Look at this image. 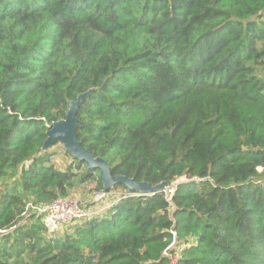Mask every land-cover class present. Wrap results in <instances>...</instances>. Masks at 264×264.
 Instances as JSON below:
<instances>
[{"label": "trees", "instance_id": "16d2710c", "mask_svg": "<svg viewBox=\"0 0 264 264\" xmlns=\"http://www.w3.org/2000/svg\"><path fill=\"white\" fill-rule=\"evenodd\" d=\"M89 90L77 141L111 176L169 190L103 192L98 169L42 150ZM89 185L107 208L47 235L37 211ZM167 250L264 264V0H0V264H170Z\"/></svg>", "mask_w": 264, "mask_h": 264}, {"label": "water", "instance_id": "95a60500", "mask_svg": "<svg viewBox=\"0 0 264 264\" xmlns=\"http://www.w3.org/2000/svg\"><path fill=\"white\" fill-rule=\"evenodd\" d=\"M91 94V90L80 94L75 101L69 102L65 117L48 127L47 138L44 141L42 150H47L56 144H61L73 157L84 161L91 169L99 170V180L102 183L103 192L112 188L115 184H123L129 192L154 193L158 190H169L171 183H161L150 186L146 183H136L132 179L122 175L111 176L109 165L101 158H94L76 139L77 118L76 114L82 102ZM167 188V189H166Z\"/></svg>", "mask_w": 264, "mask_h": 264}, {"label": "built area", "instance_id": "2783aa9c", "mask_svg": "<svg viewBox=\"0 0 264 264\" xmlns=\"http://www.w3.org/2000/svg\"><path fill=\"white\" fill-rule=\"evenodd\" d=\"M104 196V194H100L97 198L100 199ZM105 207L107 208V205ZM105 207L94 212H88L76 200L66 197L53 201L47 207L39 209L38 212L43 214L42 223L46 229L47 235H52L60 231L65 225L88 219L94 213L102 211ZM171 246H173V243ZM168 250L164 252V255L168 256L170 259V264H173L175 259L170 254H168Z\"/></svg>", "mask_w": 264, "mask_h": 264}, {"label": "rangeland", "instance_id": "374dc122", "mask_svg": "<svg viewBox=\"0 0 264 264\" xmlns=\"http://www.w3.org/2000/svg\"><path fill=\"white\" fill-rule=\"evenodd\" d=\"M142 119V114L139 113L135 116H132L130 119V122H135ZM54 150L57 153V158H58V163L59 165H62L61 160L64 158V153L63 150L56 145V147L54 148ZM167 189V188H166ZM117 194L120 193V191H116ZM70 198H72L73 200H76L79 204H81V206L86 210V211H90V212H94L96 210H100L103 207H105L111 200V196L110 195H106L104 197H101L100 199L97 198L98 194H96V191L94 190V186L93 185H89V186H80L78 187V189L72 191L69 196ZM38 214H41V212H38ZM73 224V223H72ZM72 224H68V225H72ZM65 225L63 227V229L68 228L69 226ZM171 246V245H170ZM164 254V253H163Z\"/></svg>", "mask_w": 264, "mask_h": 264}]
</instances>
